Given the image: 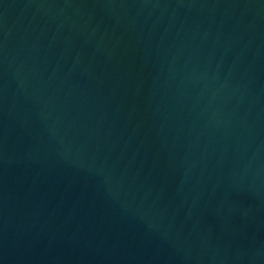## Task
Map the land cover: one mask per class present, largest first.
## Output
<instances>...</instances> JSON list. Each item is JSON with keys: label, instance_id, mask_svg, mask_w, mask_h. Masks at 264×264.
<instances>
[{"label": "water", "instance_id": "obj_1", "mask_svg": "<svg viewBox=\"0 0 264 264\" xmlns=\"http://www.w3.org/2000/svg\"><path fill=\"white\" fill-rule=\"evenodd\" d=\"M0 264H264V0H0Z\"/></svg>", "mask_w": 264, "mask_h": 264}]
</instances>
